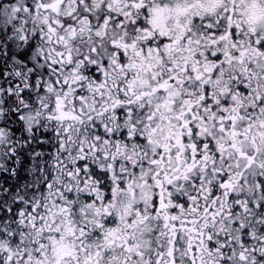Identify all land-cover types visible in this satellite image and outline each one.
Segmentation results:
<instances>
[{
	"label": "flooded vegetation",
	"instance_id": "flooded-vegetation-1",
	"mask_svg": "<svg viewBox=\"0 0 264 264\" xmlns=\"http://www.w3.org/2000/svg\"><path fill=\"white\" fill-rule=\"evenodd\" d=\"M65 1L55 0V10ZM157 3L163 6L159 25L150 12ZM111 4V19L103 17V0L80 7L81 22L70 36L95 44V75L82 71L80 90L66 88L68 96H54L51 105L15 110L29 130L47 118L48 139L61 155L57 161L50 154L47 169L39 160L36 169L68 177L69 215L76 214L75 200L96 206L97 214L84 209L71 229L63 227L60 212H50L56 185H46L52 210L47 224L37 222V233L43 228L48 238L72 245L53 264H264V0ZM5 11L0 8L4 73L8 27L9 37L22 39L21 24L9 25ZM121 13L144 31L142 45L132 46L135 35L118 22L103 31ZM110 46L116 50L108 55ZM105 75L122 81L104 86ZM22 78L14 82L18 93ZM3 92L7 82L0 80ZM21 124H13L18 145L0 160V175L20 162ZM12 131L1 103L5 147ZM60 228L64 235L54 236ZM44 249L36 248L35 256L46 259L50 244Z\"/></svg>",
	"mask_w": 264,
	"mask_h": 264
},
{
	"label": "trees",
	"instance_id": "trees-1",
	"mask_svg": "<svg viewBox=\"0 0 264 264\" xmlns=\"http://www.w3.org/2000/svg\"><path fill=\"white\" fill-rule=\"evenodd\" d=\"M15 1L0 0V8L7 10L4 6H10ZM78 2L80 0H77ZM98 2L99 0H96V5ZM103 2L105 3L106 0ZM38 4L40 9H45L48 5ZM31 8L30 0H25L24 9L20 8L22 12L19 22L24 25L22 27V39L19 35L15 38L9 37L4 46L7 54L6 73L0 64V80L7 82V92L0 95V104L7 105L8 127L13 130L12 136L7 138L8 146L18 145L17 131L13 124H21L15 111L19 104L36 107L39 103L42 106L51 105L54 96L55 98H60L63 95L68 96V92L65 91L66 88L77 87V90H80L82 83L79 78L82 71L87 72L89 76L95 75L96 68L93 58H95L94 51L96 49H92L95 48V44L88 46L86 43L80 42L83 39L80 34L73 38L70 37V32L74 28L76 29V26L81 22L80 13L77 12L76 15L62 14L60 11H53V13L43 11L42 13L49 14V18L47 23H40L38 26L39 13L36 14L37 12L32 11ZM77 8H79V4ZM107 8L108 12H105L103 17L106 19L108 16L111 19L113 16V14H109L112 8L111 0ZM6 21L9 25L17 24V22L8 21L7 17ZM54 22L59 23L60 29H57L58 33H54L55 36L53 37L50 34V29H56V26H53L56 24ZM114 22L121 24L119 25L120 29L126 28L127 33L131 32L135 35L139 31L138 23L135 25L127 24L122 13L117 16V20L110 21L108 25L104 23V28L105 26L113 28ZM11 32L9 26L8 35ZM90 34L95 35L96 32L92 31ZM59 35L65 36L63 41L58 39ZM70 39L71 41H69ZM110 49L109 54H112V50H116L111 46ZM107 62L108 59L104 58V66ZM17 76L23 77L22 82L25 88H22L21 93H18L14 87ZM116 81L120 82L122 79L114 80L105 75L103 85H113ZM20 95L23 97L21 101L18 100ZM46 121L47 118L44 117L40 126L32 125L31 130L26 126V123L22 122L24 144L17 148L19 150L17 156L20 158V162L13 167V172L8 169L6 175L3 173L0 175V264H27V262L33 264L36 248L45 247V241L50 233L43 228H41L40 233H37L36 229L37 222L42 227L47 224L50 216L45 209L43 211L39 208L41 204L46 203L45 206L48 205L49 196L47 195L50 190L46 187L47 183L51 182V184L56 185L53 192L58 202L60 199H64L66 195L68 196L69 193L61 186L68 182L67 176L59 173L53 174L51 170L39 173L36 169L39 160L41 163L44 162L47 169L49 155L51 154L57 161L59 160L57 157L61 155L57 147L58 143L56 142L54 147L48 139L50 132ZM38 148L40 154L37 158Z\"/></svg>",
	"mask_w": 264,
	"mask_h": 264
},
{
	"label": "rangeland",
	"instance_id": "rangeland-1",
	"mask_svg": "<svg viewBox=\"0 0 264 264\" xmlns=\"http://www.w3.org/2000/svg\"><path fill=\"white\" fill-rule=\"evenodd\" d=\"M24 2L25 0H16L15 3H13L12 5L8 6H4L7 10L5 11L7 14H6V17H7V20L10 21V22H17L16 25H20V29H22V27H24V25L19 22L20 21V16H21V9L20 8H23L24 9ZM37 3V4H36ZM38 3H43V4H48L46 5V8L45 9H40V5ZM109 3H110V0H106V2L104 3V7H108L109 6ZM78 4H79V8L78 7ZM82 5V6H81ZM30 6L32 7V11L35 10V12H37L36 14H38V19H37V25L39 26L40 23H47L48 21V18H49V14L48 13H42L43 11L44 12H51L53 13V11H60V13L62 14H65V13H68L70 11V8H72V11L70 12L71 14H76L77 15V12L78 14L80 13V7L82 9H85V8H93L96 6V0H88L87 2H83L82 1V4L81 2H76L74 4V6L71 4L70 0H66L65 3H62V5L60 6V9L59 10H55L56 9V5H55V0H30ZM37 6V7H35ZM48 6V7H47ZM162 5H160L159 3L155 4L153 9L150 10V12L152 13L151 15V22H153L154 24L156 25H159V23H161V15H162ZM5 10V9H4ZM78 10V11H77ZM108 11V10H106ZM82 12V11H81ZM140 17H142V15L140 14H137V17L136 19H139ZM80 22V21H78ZM76 22V23H78ZM56 23L55 25L53 26H56V29H50L51 30V35L54 37L55 34L54 33H58L57 32V29H60V26H58L59 23L57 22H54ZM9 28V27H8ZM144 28V26H143ZM11 29V28H10ZM38 29V28H36ZM159 29V28H158ZM160 30V29H159ZM157 30V31H159ZM105 33H107L108 31V27L105 26L104 30H103ZM12 33L14 34L13 30H12ZM75 32H70V36H73ZM144 31H137L135 33V36H134V40H136L134 42V40L132 41V46L135 45L136 46H140L142 45L143 43L142 42H139L138 40H143L144 38ZM61 36V37H60ZM21 37V35L19 36ZM65 38V36L63 35H59L58 36V39H60L61 41H63ZM116 38V37H115ZM127 38V37H125ZM8 39H9V35H8ZM89 39L87 40H81L80 42H86L89 46ZM71 41V39L69 40ZM128 48V47H127ZM91 49V48H90ZM92 50V49H91ZM104 51L107 52V46L104 45ZM94 54H96V52H94ZM104 55H106L104 52H103ZM110 55V54H108ZM109 63H111V59L109 60ZM108 64V63H107ZM107 64L104 66L106 68ZM31 117L32 115L28 116L26 119L29 123V121L31 120ZM5 141L3 140V138H0V160L4 159L5 158V155L9 156V152L10 150L12 149V146H8L7 144V147H5ZM51 182H49L47 185H50ZM51 186V185H50ZM50 186H47L50 188ZM62 188H66V186H64V184L61 185ZM68 192V190H65ZM64 193V191H63ZM62 198V196H61ZM70 200V199H69ZM67 200V198L65 197L64 199H60V201L58 202L56 200V210L54 211H50L52 210V206H45L46 203L44 204H41L40 205V209L45 211V210H48L50 212H55V211H58L60 212L61 215H64V216H68L69 215V211H68V203L71 201ZM74 205L72 207V210L74 209L75 211V216H68L67 217V220L65 219H62V217L60 218V216H58V222L61 223L62 222V225L63 227H66L68 229H71L72 225L75 224V220L74 218H77L78 215L81 216L83 214L84 216V213H83V210L84 209H87V212L88 214H92V215H95L97 214L96 212V206L94 204H88L87 207L83 206V203H81V201L79 200H75L74 202L71 203V205ZM45 209V210H44ZM80 213V214H79ZM64 222V223H63ZM62 233L61 234H55L54 236H57V237H62L64 234H63V231L64 229L60 228ZM66 237H69V236H66ZM49 240V244H50V247H51V253L50 255H47L46 256V259L45 258H37L35 255L33 256V264H53V260H54V256H56V254L59 252V251H62V250H69V249H72L71 246L69 243H66L65 241L63 240H60L58 238H55V237H50L48 238ZM49 244H47V246H45V249L43 250L44 252H46L48 249H49ZM53 254V256H52ZM48 258V259H47ZM50 259V261H48ZM27 264H29V262H27Z\"/></svg>",
	"mask_w": 264,
	"mask_h": 264
}]
</instances>
